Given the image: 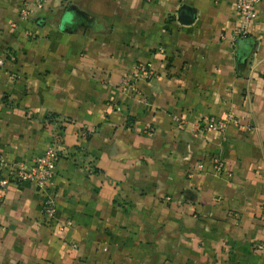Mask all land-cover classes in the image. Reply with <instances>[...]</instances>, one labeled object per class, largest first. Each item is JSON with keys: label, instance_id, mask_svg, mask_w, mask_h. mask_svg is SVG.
Instances as JSON below:
<instances>
[{"label": "crops", "instance_id": "crops-1", "mask_svg": "<svg viewBox=\"0 0 264 264\" xmlns=\"http://www.w3.org/2000/svg\"><path fill=\"white\" fill-rule=\"evenodd\" d=\"M34 1L0 0V176L55 136L62 155L45 188L7 187L0 264H264V0L243 35L235 0H41L19 22Z\"/></svg>", "mask_w": 264, "mask_h": 264}, {"label": "built area", "instance_id": "built-area-1", "mask_svg": "<svg viewBox=\"0 0 264 264\" xmlns=\"http://www.w3.org/2000/svg\"><path fill=\"white\" fill-rule=\"evenodd\" d=\"M259 0H235L236 10L239 16L240 25L237 30L238 35L245 34V26L252 23L255 19V7ZM42 8V1L36 0L32 3L23 4L19 13V22L24 23L28 21L34 13V10ZM12 27H15L13 24ZM24 35L29 38H35V33L29 30L24 32ZM5 60L10 62L15 61V57L12 54H8L5 58L0 59V66L4 64ZM17 75H12V78H16ZM155 77V72L149 63L136 64L129 76L122 80V86L129 90H133L134 86L138 83L149 82ZM236 120L231 115H228L225 119L217 120L212 117H204L196 123L198 131H220L223 132L229 125L236 124ZM146 133L151 136L153 129L151 127L146 128ZM54 142L50 144L44 152L35 157L30 164L24 162L16 165H10L6 174L0 176V204L4 198L5 191L10 184H34L41 188H45L53 176L56 168V162L62 155V146L59 141V137H54ZM216 172H220L223 168V162L219 158H213L212 160ZM200 167V166H199ZM56 208L54 200L51 195H47L43 205V215L46 219L54 220ZM70 225L69 222L60 224L59 227ZM257 250H264V244H257Z\"/></svg>", "mask_w": 264, "mask_h": 264}]
</instances>
